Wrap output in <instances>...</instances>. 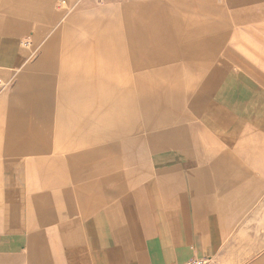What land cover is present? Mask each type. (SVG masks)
Here are the masks:
<instances>
[{
	"label": "crops",
	"instance_id": "obj_1",
	"mask_svg": "<svg viewBox=\"0 0 264 264\" xmlns=\"http://www.w3.org/2000/svg\"><path fill=\"white\" fill-rule=\"evenodd\" d=\"M203 1L206 9L198 5ZM214 2L164 0L171 11L155 0L117 33L104 26L85 41L70 37L57 91L49 92L51 86L33 75L30 93L18 94L23 87L15 91L18 107H0V132L6 138L1 146L8 149L0 162L23 164L5 177L19 173L28 179L20 188L0 189V264H184L191 257L219 255L235 238L243 215L264 196V118L252 119L264 116V107L248 108L249 98L238 91L231 69L215 67L184 110L182 89L168 86L181 80L150 86L146 70L175 60L177 48L193 55L209 43L216 46L203 35H222L212 21L211 6L219 8ZM237 3H249L235 11L238 16L264 19V0ZM0 5L14 14L35 10L26 0H0ZM184 7L193 10L191 17L205 18L190 28L202 35L179 42L161 37L166 20L180 26L188 17ZM4 25L0 64L6 65L24 23L13 18ZM178 32L189 31L181 27ZM129 68L137 72L128 73ZM120 69L136 76L130 86L116 83ZM179 69L174 63L156 72L177 77ZM88 77L94 80L91 89ZM50 109L56 113L52 142L42 136L39 122L25 125L28 116L41 120ZM170 118L180 125L165 130ZM106 151L124 153L126 163L135 166L150 152L152 162L145 178L95 209L94 188L104 179L93 175L101 171Z\"/></svg>",
	"mask_w": 264,
	"mask_h": 264
},
{
	"label": "rangeland",
	"instance_id": "obj_2",
	"mask_svg": "<svg viewBox=\"0 0 264 264\" xmlns=\"http://www.w3.org/2000/svg\"><path fill=\"white\" fill-rule=\"evenodd\" d=\"M64 1V3H62ZM155 0H26L30 4H34V13L27 14L9 13L0 8V33H5V22L10 19L22 20L24 26L19 40L13 41L14 56L10 64H0V107L3 109L6 105H15L18 107L21 100L16 96L15 91L18 88L23 90L18 94L30 93L35 77H42L44 83L51 86L49 92L57 91L59 80V69L65 65V50L67 39L71 37L74 41H85L90 37V34L101 32L104 26H108L114 33L119 31L125 22L130 23L134 19H139L141 7L144 5H152ZM238 0H215V4L219 6L215 10L212 21L222 30V35L215 37L217 34L206 32L208 39L216 41V46L207 44L193 55H185L176 50V59L173 61H161V66L150 65V86L162 85L163 81L172 79V83L179 79L182 84H168L171 89H182V94L179 97V102L184 110L187 109V103L191 98V94L196 90L200 82L209 74L215 67L231 69L232 75L238 78L237 88L240 93H245V98L248 108H263L264 107V19H256L249 15H237L235 11H243L247 9L249 3L238 4ZM158 7H166L173 11L170 4L164 3V0H157ZM164 3V4H163ZM170 5V6H169ZM199 7L206 9V2H201ZM1 6V5H0ZM188 17H184L180 22V26L175 21H167L165 29L161 26V37L164 39H172L179 42L177 39L190 38L192 36L202 35L201 33H190V28L193 23L203 22L202 16L191 17L189 12L194 14L190 8H182ZM146 14V13H144ZM148 14V13H147ZM21 16V18L19 17ZM242 16V17H241ZM204 18V19H203ZM206 18H208L206 16ZM208 20V19H207ZM210 21V20H208ZM156 26V25H155ZM188 28L189 32L180 33L179 28ZM157 30V28H156ZM158 31V30H157ZM159 33V32H158ZM160 37V38H161ZM178 43H176L177 45ZM179 47V45H178ZM129 57V56H128ZM177 64L180 67L179 76L172 77L170 75L162 76L156 70H164L169 64ZM132 60L129 59L131 66ZM174 66V65H172ZM123 69L118 70L117 84L129 86L136 76H127L123 74ZM128 73L135 74L136 68H129ZM104 74V73H103ZM89 76V75H87ZM109 80V79H108ZM106 81V80H105ZM20 82V83H19ZM94 82L92 77L87 78V85L92 88ZM108 83V81H106ZM108 88V86H104ZM48 92V91H47ZM14 94V95H12ZM11 95V99L7 98ZM183 102V103H182ZM242 106L245 105L242 101ZM247 106V105H246ZM45 110L41 120L33 116L27 117L25 125H30L32 122H39L42 136L51 138L52 142L54 135L53 119L56 113L53 109ZM181 110V114L184 113ZM181 118H184V116ZM263 115L253 117L254 123L258 122ZM187 119V118H185ZM179 124L175 119H169L165 122V130L168 128L177 127ZM1 128V127H0ZM20 133V131H19ZM21 134L17 137L22 138ZM3 133L0 132V160L7 148L3 145ZM113 141V140H109ZM109 141H106L108 143ZM115 141V140H114ZM144 164L135 166L134 163H126L127 156L119 151H106L103 154V165L101 173L93 175V180L103 178L104 182L101 186L94 188V208L101 207L104 203L118 196L124 189L132 186L138 181L146 177V164L152 162L150 152L144 154ZM8 158V157H7ZM9 159V158H8ZM91 164H95L96 160L90 159ZM9 162L2 164L0 162V189L2 193L6 186L20 188L28 179H23L24 174L15 173V177L4 174L5 172H16L22 170L19 162ZM12 167V168H11ZM10 168V169H9ZM18 170V171H17ZM10 176V177H9ZM9 177V178H8ZM6 178V179H4ZM33 180H36L35 178ZM19 198L22 196L18 195ZM263 197L259 198L255 207L247 214L239 223V233L235 238L228 240L223 246L220 254L209 259L210 264H264V208ZM23 198H21L22 200Z\"/></svg>",
	"mask_w": 264,
	"mask_h": 264
},
{
	"label": "built area",
	"instance_id": "obj_3",
	"mask_svg": "<svg viewBox=\"0 0 264 264\" xmlns=\"http://www.w3.org/2000/svg\"><path fill=\"white\" fill-rule=\"evenodd\" d=\"M208 261L209 259H207L206 257H191L184 264H210Z\"/></svg>",
	"mask_w": 264,
	"mask_h": 264
}]
</instances>
